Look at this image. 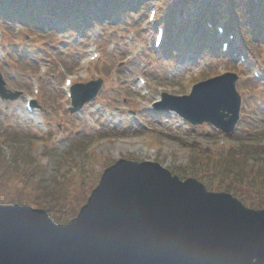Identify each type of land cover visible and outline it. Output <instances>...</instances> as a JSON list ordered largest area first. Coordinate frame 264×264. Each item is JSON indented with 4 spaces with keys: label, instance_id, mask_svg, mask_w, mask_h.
I'll return each instance as SVG.
<instances>
[{
    "label": "rangeland",
    "instance_id": "1",
    "mask_svg": "<svg viewBox=\"0 0 264 264\" xmlns=\"http://www.w3.org/2000/svg\"><path fill=\"white\" fill-rule=\"evenodd\" d=\"M132 1L135 7H129L126 13L103 12L97 21L85 17L76 21L77 27H69V37H64L63 30L48 21L0 20V74L5 87L19 93L13 100L0 98V154L8 166L24 161L28 171L29 163L33 167L36 157L35 165L43 169V182L51 192L62 191L59 182L70 178L72 184L65 187L71 191L74 205L81 200L79 195H89L92 183L97 184L103 170L119 158L154 161L179 177L189 172L187 177H195L215 191L216 186L224 185L220 177L223 166L219 167L216 160L232 148L234 156L239 142L262 137L264 133V45L251 26L259 15L250 13L251 9L243 13L242 7L238 9L230 0L216 10L219 13L232 6L239 29L248 34L246 38L239 35L240 48L247 54V63L262 74L257 79L251 67L244 65L246 62L239 63L232 53L222 54L219 40L211 30L217 17L212 20L207 9L203 10L202 19L198 15L196 27L202 26L195 31L199 39H207L205 44L194 48L192 42L191 47L180 48L176 46L180 31L166 26L164 45L154 50V24H147L146 14L150 7L162 11L155 22L164 25L159 20L170 6H163L167 0L162 6L159 0ZM255 2L248 1L254 11V5H258ZM92 53H98V57L89 61ZM222 66L224 69H220ZM224 70L237 75L235 87L242 101V117L229 135L209 123L191 125L172 111H149L162 92L187 94L197 79H208ZM66 75L73 76V84L98 77L102 81L95 98L75 113L68 111L70 99L62 89ZM136 76H142L145 85L137 82ZM34 83L39 87L37 97L32 92ZM26 95L35 99L39 125L25 111ZM232 160L235 166L242 163L240 159ZM244 162L249 166L260 160L252 156ZM81 169L86 171L83 181L75 177L84 172ZM7 170L5 165L0 166V174ZM14 180L19 192L21 181L16 177ZM68 209L63 208L61 219H65L71 206Z\"/></svg>",
    "mask_w": 264,
    "mask_h": 264
},
{
    "label": "water",
    "instance_id": "2",
    "mask_svg": "<svg viewBox=\"0 0 264 264\" xmlns=\"http://www.w3.org/2000/svg\"><path fill=\"white\" fill-rule=\"evenodd\" d=\"M234 80L227 74L195 84L189 95L164 93L157 106L230 131L240 104ZM100 86V79L73 86L70 111ZM0 96H18L1 75ZM0 264H264V208L157 162L120 158L65 224L42 208L0 205Z\"/></svg>",
    "mask_w": 264,
    "mask_h": 264
},
{
    "label": "trees",
    "instance_id": "3",
    "mask_svg": "<svg viewBox=\"0 0 264 264\" xmlns=\"http://www.w3.org/2000/svg\"><path fill=\"white\" fill-rule=\"evenodd\" d=\"M7 1L0 0V10H10L9 3H7ZM88 1L90 2L94 0ZM211 1L212 0H205V4H211ZM10 2H13L15 4L21 2V8L17 10L18 15H26V13L28 12V8L29 13H37L40 10L38 6L40 1L36 2L35 0H10ZM61 2L62 1L59 0L58 7L59 9H64L65 6ZM126 4L127 0H101V7L104 11H117L123 8ZM176 5L179 8L177 11H183V13L185 12V16L188 17L187 22L189 23L190 13L189 10L187 11V7L189 5L188 0L184 2L182 0H177ZM245 34L246 33L244 32V35ZM239 145L240 146L234 148V156H232V148L227 155H224L220 157V159L216 160L219 161V167L223 166V168L221 169L222 174L220 177L223 180L224 185L216 186L215 191L225 190L238 197L241 201L244 202L245 205L249 207H264V133L262 137L256 136L255 139H245L239 142ZM252 156L258 157L260 163L258 162V164H256L255 162H253L252 165H246L244 162L245 159ZM232 157L235 158V161H237V159H240L242 163L238 164V166H235ZM34 159L35 161H32L34 165L32 167L30 162L29 167L31 168H28V171L26 170L28 164L24 163V161L20 160V162H22L24 166L20 162H17L16 166L14 165V163L13 165L10 163V165L8 166L6 164L5 158L0 154V166L5 165L8 169L7 171L0 174V203L5 204L17 202L34 207H47L46 209L48 213L55 221L65 222V219H63V217L61 219L60 217V213L63 212V208L66 207L67 210H69L68 208L69 206H71L72 209L71 211H69L68 217H73L77 212V205L85 201L86 195H79L77 198H80L81 200L76 202L74 205L73 197H70L71 191L67 187H65V184L70 185L71 183V179L69 177V179H66V182H63L64 185L62 183H59V185L63 187L62 191L55 190L51 192L49 190L50 187L43 182V169H41V166L39 165L36 167L35 164L37 163V159L36 157H34ZM207 161H209V159H207ZM196 165L200 166L198 162ZM234 167H237L238 169L235 170L233 169ZM83 173L78 174L75 177L79 178L80 181H83ZM187 173L183 172L181 173V176L186 177V175H190L189 172ZM15 177L21 181L19 182V186H21L19 187V192H17L18 190L16 189L18 186L15 185L17 184V181L14 180ZM228 179L230 181L226 183ZM26 187L27 189L22 192V190ZM238 188H241V190H238ZM10 190L13 191L11 192ZM32 194H35L33 199H31Z\"/></svg>",
    "mask_w": 264,
    "mask_h": 264
}]
</instances>
